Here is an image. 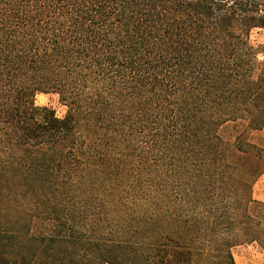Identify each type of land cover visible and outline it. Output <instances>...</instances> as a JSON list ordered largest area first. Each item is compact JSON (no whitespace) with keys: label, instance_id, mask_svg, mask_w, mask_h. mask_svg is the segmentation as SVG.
Masks as SVG:
<instances>
[{"label":"trees","instance_id":"16d2710c","mask_svg":"<svg viewBox=\"0 0 264 264\" xmlns=\"http://www.w3.org/2000/svg\"><path fill=\"white\" fill-rule=\"evenodd\" d=\"M254 31L264 0H0V264L264 253Z\"/></svg>","mask_w":264,"mask_h":264},{"label":"rangeland","instance_id":"374dc122","mask_svg":"<svg viewBox=\"0 0 264 264\" xmlns=\"http://www.w3.org/2000/svg\"><path fill=\"white\" fill-rule=\"evenodd\" d=\"M252 45L257 48L264 46V32L254 31L250 35ZM261 50L258 51V60H262ZM35 105L38 107H46L52 110L57 118H62L66 113V108L59 102L56 95L39 94L35 97ZM222 134L229 137L232 134V126L227 125L223 128ZM264 138V132L253 133L250 135V141L257 143L260 139ZM259 250L255 245H245L236 247L232 250V255L235 264H262L264 263V256H260Z\"/></svg>","mask_w":264,"mask_h":264},{"label":"crops","instance_id":"0c3cea01","mask_svg":"<svg viewBox=\"0 0 264 264\" xmlns=\"http://www.w3.org/2000/svg\"><path fill=\"white\" fill-rule=\"evenodd\" d=\"M253 198L258 201L264 203V174L259 178V180L255 183L252 192ZM257 248V247H256ZM258 249V248H257ZM259 250V249H258ZM260 256H264V253L259 250L258 252ZM262 264H264L262 262Z\"/></svg>","mask_w":264,"mask_h":264}]
</instances>
